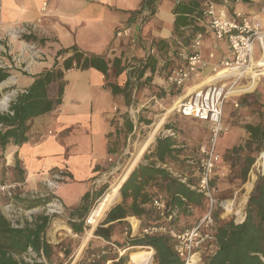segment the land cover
I'll return each instance as SVG.
<instances>
[{
	"label": "crops",
	"instance_id": "crops-1",
	"mask_svg": "<svg viewBox=\"0 0 264 264\" xmlns=\"http://www.w3.org/2000/svg\"><path fill=\"white\" fill-rule=\"evenodd\" d=\"M179 1L186 4L190 0H172L174 4L168 10L159 0H150L148 6L145 0H0V38L9 29L33 25L31 35L35 36V43L32 45L40 53L39 59L28 64L25 74L14 77L17 89L29 88L33 77L45 70L62 69L63 61L71 53L61 54L60 51L76 49L90 57H101L109 66L106 75L92 67H74L64 72L60 80L52 82L47 95L55 101L62 84L59 101L49 113L27 122V140L21 146L0 148V178L2 172H10L15 158L23 169L25 187L36 192L44 188L54 172H61L63 180L51 194L60 203L67 220L71 218L78 223L82 219L83 223L91 204L101 197L106 187L94 183L112 168L107 159L117 162L125 153L137 110L153 97L162 106L164 99L156 97L158 94L169 97L164 89L165 77L177 63L175 53L178 49L187 47L196 31L204 34L202 59L207 66L191 78L187 90L211 83L215 78L213 65L233 58L227 43L216 40L195 16L197 30L190 41L186 43L184 39L189 33L187 26L174 32L176 16L172 11ZM203 1L199 0L196 14ZM232 8L258 17L264 29V0H240L233 3ZM126 27H131L138 42L115 37V31ZM22 44L20 40L8 38L14 53L23 49ZM148 45L153 46L156 53L146 56ZM254 46L252 62L257 64L264 53V41ZM210 53L213 56L209 58ZM23 56L28 59L30 54L24 51ZM144 66L143 75L136 86H132L131 70L139 69V72ZM116 68L122 71L116 72ZM259 80L250 89L252 78L246 73L237 81L235 89H238L229 100L234 102L236 97L254 91ZM164 167L170 170L169 166ZM119 201L120 195L116 204ZM124 220L129 229L132 225V234L142 227L136 218Z\"/></svg>",
	"mask_w": 264,
	"mask_h": 264
},
{
	"label": "trees",
	"instance_id": "trees-1",
	"mask_svg": "<svg viewBox=\"0 0 264 264\" xmlns=\"http://www.w3.org/2000/svg\"><path fill=\"white\" fill-rule=\"evenodd\" d=\"M145 1V6H148L150 0ZM198 5L199 0H190L186 4L179 1L172 11L173 15L176 16L174 32H177L180 27H188V36L184 38L186 43L190 41L194 31L197 30L193 16L197 17L198 15L195 11ZM34 38L35 36L29 34L21 35L20 39L24 43L32 45L35 43ZM60 53H71L63 61L62 69L51 68V70H45L35 75L32 85L15 97L10 104L9 111H0L1 149L4 150L6 146H21L27 140V122L52 110L55 102L59 101L62 84L58 87V97L55 101L48 97V88L52 82L60 80L64 72L73 68V64L78 69L92 67L103 75L107 74L109 66L101 57H90L76 49L60 51ZM145 67L139 72V69L131 70L129 79L131 76H135L138 80L143 75ZM119 71L122 69L116 68V72ZM11 72L6 68L0 69V83L9 77ZM174 94L178 95L177 93ZM163 128L172 127L165 123ZM243 129L247 133L245 144L234 147L230 152L231 154L225 158L229 160L228 157L232 153L238 154L244 150L249 151V154L245 156V166L242 171L243 180H245L249 168L255 160L250 156L251 153L264 152V122L255 125L245 123ZM181 153L182 148L180 149V145L172 137L156 138L153 146L142 155L141 162L134 167L118 189L119 203L108 208L103 221L93 233L94 238L88 240L87 246L74 264H107L108 261H112L111 264H153L154 256L157 264H182L172 251L171 240L164 235L136 237L131 240V246L140 248L129 253V260L126 256L112 258L106 253L101 254V249L106 247L105 244L119 245L117 238L122 228L129 230L125 218H136L142 226L160 223L157 212L152 207V199L155 196H162L166 205L178 214L189 212V207H199L205 201L202 194L191 191L185 183H181L171 176L167 167H164L165 165H173L181 168L182 175L184 173V176L188 178V183H191L193 181L192 169L185 166V161L180 159ZM225 158L223 156V159ZM220 159H222L221 156ZM13 164L10 172H2L3 180H5L3 183L24 184L23 169L16 158ZM249 184L250 189L252 183L249 182ZM51 198L55 199L53 196ZM51 198L33 200L30 207H38L41 203H48ZM10 200L20 201L16 195L6 196V203ZM246 206L243 223L236 224L231 220L219 222L215 226L213 236L216 239V250L206 258L204 264H263L259 255L264 256V173L259 174L253 182L252 192L248 197ZM225 208L229 212L232 210L228 206ZM50 220L51 218L47 215H39L24 227H14L8 219L0 214V264H48L57 257L56 249L60 250L64 258H68L72 253L71 241L67 242L66 248L65 246L54 247L44 238ZM176 220L177 218L172 224ZM67 225L74 234L82 235L84 227L82 219L75 223L70 218L67 220ZM138 250L140 253L136 255ZM25 254L33 255L31 262L23 260ZM91 255L98 257L91 258ZM135 255L136 257H133Z\"/></svg>",
	"mask_w": 264,
	"mask_h": 264
},
{
	"label": "built area",
	"instance_id": "built-area-1",
	"mask_svg": "<svg viewBox=\"0 0 264 264\" xmlns=\"http://www.w3.org/2000/svg\"><path fill=\"white\" fill-rule=\"evenodd\" d=\"M239 1L240 0H204L202 2L196 21L200 22L211 32L216 40L227 43L228 47L231 49L233 58L231 61H222L219 62V64L213 65V75L218 80L213 78L211 83L197 87L190 93H188L186 89L185 94L181 95L176 102H173V105L169 109L170 113L172 112L184 118L197 120L208 127L207 144L199 147L195 161L191 162V164L194 163L195 165L197 175L196 181L188 183V178L186 176L176 175L169 169L168 170L171 176H174L179 182L185 183L191 191L202 194L210 207L209 211L199 219L195 226L183 231H177L172 227L171 222L177 218L178 213L167 206L164 198L158 195L152 199V207L157 212L160 223L139 227L135 234L131 233V230H133L132 225L131 229H124V235H127L129 238H142L151 235L168 236L169 240H171L172 251L175 256L180 259L182 264H204L205 261H198L200 255L204 253L207 258L216 250V239H214L212 234V228L214 226L212 210L214 208V203H216L214 198L216 191L215 187L212 185V179L217 167L216 163L220 159V155L216 152V141L224 132L223 107L229 95L235 92L234 89L237 81L243 78L246 73L260 68L255 66L254 62H252V53L255 43L264 41L263 25L258 17H251L243 12L234 10L232 4L238 3ZM1 9L2 5H0V11ZM33 31V25L19 26L15 29H9L7 33L0 38V42L5 38H12L14 40H20L23 43V49H19V55L12 56L14 64L19 62L23 63V67L21 68L23 71L27 70L26 67L29 63L40 58V53L37 52L36 46L28 45L20 39L21 35H29L32 34ZM114 34L116 38L127 39L130 43L139 41L138 38L134 37L131 27L117 30ZM203 38L204 34L201 31H196L189 45L187 47L181 46L175 53L177 63L169 69L165 77L166 86L164 89L166 93L184 91L185 85L191 81V78L207 66V63L202 59ZM24 51L30 54L28 59L24 58ZM7 52L10 55L12 54L10 50ZM3 53H6L5 50H3ZM154 53H156V49L148 45L146 56L153 55ZM212 56L213 54L210 53L209 58ZM7 67L6 63L0 58V69ZM72 67L74 68V64ZM221 72L224 73L219 75ZM227 79L230 80L225 82L222 81ZM130 81L134 86H136L138 82L135 76H131ZM14 82L15 79L13 77L4 80V82L0 83V91L5 87L10 88ZM23 91L24 90L19 89L7 90L4 96L8 97V102L4 108L0 105V111L8 112L10 104L14 101L15 97ZM151 100L153 106L160 107L157 98L153 97ZM236 106L237 104H235V107ZM142 107H145V105H142L141 108ZM131 135L128 137L130 138ZM174 135L175 133L171 128H163L160 137H173ZM128 153V151L125 152L121 160H117V162H113L111 158H108V162L113 165L112 168L102 173L95 181V185H106V187L102 191L101 197L91 204L86 217L83 219V229L85 233L87 228H91L93 225L96 228L103 221L109 207L106 211H103L99 217L96 208L99 206L104 192H106L111 186V183L115 181L113 176L123 168V160L125 154L127 155ZM109 179H113V181H109ZM62 180V173L54 172L45 184L52 192L57 183ZM22 184L0 183V192L9 194L10 190L16 187L21 188ZM50 206V211L54 214L63 212L60 203L56 199H54V203ZM244 218L245 216L235 223H243ZM110 245L113 250L119 252L113 244ZM106 252L105 249H101L102 255ZM95 257L98 256L91 255V258ZM259 257L264 264V256L259 255Z\"/></svg>",
	"mask_w": 264,
	"mask_h": 264
},
{
	"label": "rangeland",
	"instance_id": "rangeland-1",
	"mask_svg": "<svg viewBox=\"0 0 264 264\" xmlns=\"http://www.w3.org/2000/svg\"><path fill=\"white\" fill-rule=\"evenodd\" d=\"M159 1H161V5L165 10H168V8L172 7L174 4L172 0ZM7 44V38L0 42V58L3 62L6 63V66H8L6 69L12 71L9 77H17L19 73L25 74V71L21 69L23 67V63L19 62L14 64V62L12 61V56L17 55L18 53H14L13 51H11V47L8 48ZM3 50H5L6 53H3ZM8 50L11 51V55L7 52ZM249 73L251 75V72ZM9 77H7L5 80H7ZM259 79L260 80L258 82V86L254 91H251L250 93H244L243 95L236 97L237 99L234 102L229 100V97L234 94L231 93L224 104V132L216 141V152L222 157V159L223 156L225 158V156L231 154L230 152L234 147L243 146L245 144V139L247 138V133L243 129V125L245 123L255 125L260 122H264V76H260ZM256 83L251 84L250 89H252L253 86L256 85ZM187 87L188 86L185 85L184 91L170 92L168 98H166V96L163 94H158V96L156 97H162L164 99L163 105L160 107L153 106V102L150 99L145 107L137 110V112L135 113V117H133L132 119L134 121L133 133L130 138H127L128 140L126 149L128 148L127 151L129 153L127 155L125 154L123 160L124 166L120 171H118L116 175L113 176L114 180H116V178L128 165V160L131 159V156L135 152L136 145L140 144L148 136L152 125L156 121H158L159 118L165 115L166 117L164 123L161 125V129L158 131V134L155 136L154 141L150 144L149 148L153 146L156 138L161 136V132L163 131L165 123L169 124L170 127H172L171 129L175 133L172 138L175 139L176 142L180 145V149L182 148V155L180 159L182 158L185 161V166H188L190 167V169H192L193 182L196 181L195 178L197 175L195 165L194 163L191 164V162L195 161L199 147L207 144L206 142L208 137V127H206L204 123L197 120L195 121L190 118H184L173 114L172 112L167 113L173 105L172 103L176 102L181 95L185 94V90L187 89ZM17 88L18 86L17 84H15V82L12 86H10V88L5 87L4 89H2V91H0V99L4 97L7 90ZM237 89L238 88H236L235 91ZM174 93H177L178 95H175ZM149 103H151L150 106H148ZM235 104H237L236 107ZM147 122L149 123L147 124ZM148 149L146 151H148ZM127 151L125 150V152ZM248 152V150H244V152L238 154L232 153V155L228 157L229 160H226V158L223 160L219 159L216 163L217 167L214 171V176L212 179V185L213 187H215L216 191L214 195L216 203H214V208L212 210L214 223L212 234L215 226L219 222H228L231 220L237 222L245 216V211L247 208L246 204L248 201V197L252 192L253 182L259 174L264 173V152L262 151L263 153L261 152L259 154L251 153L250 156L255 158V160L249 168L246 179L243 180L242 171L245 166V156L249 154ZM140 162L141 161L139 160L138 163ZM169 167L173 173L182 176L181 168L175 167L173 165H170ZM3 179V177L0 178L1 184H9V182L3 183V181H5ZM111 180L113 181V179H109V181ZM249 182L252 183L250 189ZM51 193V189L48 188L46 184L44 185V188H41L39 192L27 189L25 187V184H22L21 188L16 187L10 190L9 194L0 192V214L8 219L11 225H13L14 227H24V225L31 223L36 217H39V215L49 216L51 220L47 226L48 228L44 233V238L54 247L65 246L66 248L68 245L67 242L71 241L72 253L68 258H64L60 250L56 249L55 252L57 253V257L53 258V260L48 264H74L75 261H77L81 256L84 248L87 246L88 240L94 238L93 233L97 227L92 230V234L87 239L86 244L83 246L81 251L78 252L79 247L82 245V239L86 233H84L83 231L82 235L74 234L72 232V229L67 225L66 214H64L63 212L54 214L52 213V211H50V205L54 203V199L51 198L53 196ZM15 195L20 201L10 200V202L6 203V196L12 197ZM46 198H51L48 203H41L38 207H30V204L33 200ZM224 202L231 203L232 210L230 212L227 211L223 206ZM209 209L210 207L208 206V203L205 199V201L201 205H199V207L191 206L189 212L179 213L177 216V220L174 222L175 226L174 224H172L173 221L171 222L172 227L177 231L190 229L197 224L199 219L204 216L209 211ZM88 229L89 228H87V230ZM133 239L134 238H129L127 235H124V229L122 228L117 238V240L119 241V245L113 244L116 249L119 250V252L113 250L110 244H105L106 247L104 249L107 251L106 255L112 258L126 256L129 260V253L132 251H136L137 248H140L138 246L134 247L130 245L131 240ZM139 253L140 251L138 250L135 254L138 255ZM136 255L133 257H136ZM32 258V254H25L23 256V260L26 261H32ZM202 260L203 262L206 260V255L204 253L201 254L200 258L198 259V261ZM111 262L112 261H109L107 262V264H111ZM153 264H157L155 256L153 258Z\"/></svg>",
	"mask_w": 264,
	"mask_h": 264
},
{
	"label": "bare ground",
	"instance_id": "bare-ground-1",
	"mask_svg": "<svg viewBox=\"0 0 264 264\" xmlns=\"http://www.w3.org/2000/svg\"><path fill=\"white\" fill-rule=\"evenodd\" d=\"M255 66H258V68L259 67L260 68L258 70H254V71L251 72L250 76L252 78V83L253 84H255L259 80L260 76H264V53L262 54V58L260 60H258V63L255 64ZM223 73L224 72H221L219 75H221ZM197 87H195V88H197ZM195 88L189 89L188 93H190L193 90H195ZM234 91H235V89H234ZM7 99H8L7 96H4L3 98L0 99V105H1L2 108H4L7 105V102H8ZM167 113H169V111ZM165 117L166 116L164 115L163 117L159 118V120L156 121L152 125L148 136L140 144H137V145L135 144L136 145V149H135V146H134L135 152L131 156V159L129 160L130 162L124 168V170L118 176V178L111 183V186L108 188V190L106 192H104V195L102 196V198H101V200L99 202V206L96 208V210L98 211V217L103 213V211H106V209L108 207H110L111 205H113L116 202H118V200H119L118 189L122 185L123 181L127 178L126 176L129 174V172L134 168V165H136V163L139 162L138 160L140 159V156L144 153V151H146V149L149 147V144H151L154 141L155 136L158 134V131L161 129L160 128L161 125L164 123ZM223 206L224 207L228 206L229 208L230 207L232 208L230 202H224ZM94 228H95V226L93 225L91 228H89L86 231V234H85V236L82 239V245L79 247L78 252H80L81 249L83 248V246L86 244V241L91 236L92 230Z\"/></svg>",
	"mask_w": 264,
	"mask_h": 264
}]
</instances>
